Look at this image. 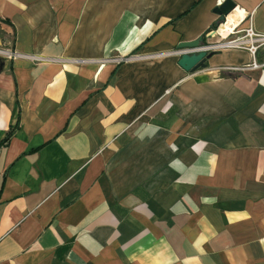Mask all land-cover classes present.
Listing matches in <instances>:
<instances>
[{
    "label": "crops",
    "instance_id": "obj_1",
    "mask_svg": "<svg viewBox=\"0 0 264 264\" xmlns=\"http://www.w3.org/2000/svg\"><path fill=\"white\" fill-rule=\"evenodd\" d=\"M224 1L0 0V264H264V51L177 65Z\"/></svg>",
    "mask_w": 264,
    "mask_h": 264
},
{
    "label": "water",
    "instance_id": "obj_2",
    "mask_svg": "<svg viewBox=\"0 0 264 264\" xmlns=\"http://www.w3.org/2000/svg\"><path fill=\"white\" fill-rule=\"evenodd\" d=\"M235 8V5L225 0L221 5L214 8L213 13L217 15V26L225 23V18L230 15ZM204 45V37L200 36L191 42H180L176 45V51H179L177 65L184 72L194 74L199 69H205L206 61L209 60L214 52L202 50ZM3 67V60H0V70Z\"/></svg>",
    "mask_w": 264,
    "mask_h": 264
},
{
    "label": "built area",
    "instance_id": "obj_3",
    "mask_svg": "<svg viewBox=\"0 0 264 264\" xmlns=\"http://www.w3.org/2000/svg\"><path fill=\"white\" fill-rule=\"evenodd\" d=\"M217 31H218V28L215 31L210 33V37L212 38L214 36H218L222 38L218 34ZM230 33H231V36H233L232 39L230 40L226 39L224 42H217L216 45H214L212 42L204 44L202 47V50L211 52L217 48H221V49H244L246 48L247 51L253 56L255 52L257 51V49L264 46V35L256 34L252 30L250 22L246 28L240 29L239 31L232 30ZM243 39H246V40L243 41ZM247 42L249 43V45L246 44ZM0 54H2L5 59H12L14 56L13 53L5 51V50L4 52L1 51ZM35 61H40V59L36 58ZM252 66L255 67V64L253 63ZM221 70L234 71L235 69L228 67V68H222Z\"/></svg>",
    "mask_w": 264,
    "mask_h": 264
},
{
    "label": "bare ground",
    "instance_id": "obj_4",
    "mask_svg": "<svg viewBox=\"0 0 264 264\" xmlns=\"http://www.w3.org/2000/svg\"><path fill=\"white\" fill-rule=\"evenodd\" d=\"M242 16V13L240 11H234L230 15L226 17L225 23L221 24L218 27V34L221 37H225L229 32L233 30L234 27H236L238 18Z\"/></svg>",
    "mask_w": 264,
    "mask_h": 264
},
{
    "label": "trees",
    "instance_id": "obj_5",
    "mask_svg": "<svg viewBox=\"0 0 264 264\" xmlns=\"http://www.w3.org/2000/svg\"><path fill=\"white\" fill-rule=\"evenodd\" d=\"M217 27H218L217 24L212 25V26L209 28V30L207 31V33L212 32V31H215V30L217 29ZM203 37H204V36H203ZM204 38H205V37H204ZM132 53H134V51H133ZM214 53H215V52H214ZM17 127H18V122L16 123V125H15V127H14L13 129H9V130L6 132L4 138L0 141V146L6 144V143L9 141V139L11 138L13 132L17 129ZM3 177H4V175H3ZM1 187H2V185L0 186V190H1Z\"/></svg>",
    "mask_w": 264,
    "mask_h": 264
},
{
    "label": "rangeland",
    "instance_id": "obj_6",
    "mask_svg": "<svg viewBox=\"0 0 264 264\" xmlns=\"http://www.w3.org/2000/svg\"><path fill=\"white\" fill-rule=\"evenodd\" d=\"M218 27H219V26H218ZM218 27H217V28H218ZM239 30H240V29H237V31H239ZM216 38H217V37H213V38H212V40L214 41V42H213L214 45H216V43H217V39H216ZM263 48H264V46H263V47H260L259 49H257L258 52H257V51H256V52H257V53H261V52H263V51H264ZM220 50H222V49H221V48H217V49H215L214 51H211V52H217V51H220ZM1 51L4 52V47H3V45L0 46V52H1ZM3 58H4L3 55L0 54V60H3Z\"/></svg>",
    "mask_w": 264,
    "mask_h": 264
}]
</instances>
